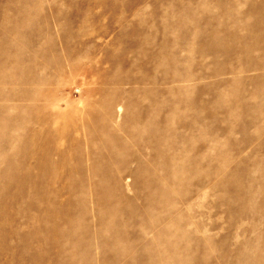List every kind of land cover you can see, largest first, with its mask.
Instances as JSON below:
<instances>
[{
    "label": "rangeland",
    "instance_id": "1",
    "mask_svg": "<svg viewBox=\"0 0 264 264\" xmlns=\"http://www.w3.org/2000/svg\"><path fill=\"white\" fill-rule=\"evenodd\" d=\"M0 264H264V0H0Z\"/></svg>",
    "mask_w": 264,
    "mask_h": 264
},
{
    "label": "bare ground",
    "instance_id": "2",
    "mask_svg": "<svg viewBox=\"0 0 264 264\" xmlns=\"http://www.w3.org/2000/svg\"><path fill=\"white\" fill-rule=\"evenodd\" d=\"M9 25H10V24H9ZM240 51H241V50H240ZM167 83H168V82H167ZM158 108H159V107H158ZM157 112H158V111H157ZM168 120H169V119H166V120H163V121H165L164 123H165L168 127H171V126H169V123H170V122H169ZM164 123H163V124H164ZM184 127H186V125H185ZM167 129H168V128H167ZM168 130H170V129H168ZM56 133H57V132H56ZM162 134H163V133H162ZM46 139H47V138H46ZM49 150H50V149H49ZM49 150H48V151H45L43 154L49 155V152H51V151H49ZM62 153H63V152H62ZM62 153H61V154H62ZM46 155H45V156H46ZM45 159H46V158H45ZM43 160H44V159H43ZM42 162H43V161H42ZM44 164H45V163H44ZM28 178H29V177H28ZM33 179H34V178H33ZM49 179H50V178H49ZM53 183H54V182H53ZM30 192H31V191H30ZM42 198H43V197H42ZM44 198H45V196H44ZM38 201H39V200H38ZM36 202H37V201H36Z\"/></svg>",
    "mask_w": 264,
    "mask_h": 264
}]
</instances>
